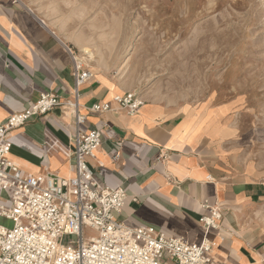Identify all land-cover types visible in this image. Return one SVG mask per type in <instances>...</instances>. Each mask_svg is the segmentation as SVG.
<instances>
[{"label":"crops","instance_id":"crops-1","mask_svg":"<svg viewBox=\"0 0 264 264\" xmlns=\"http://www.w3.org/2000/svg\"><path fill=\"white\" fill-rule=\"evenodd\" d=\"M79 56L20 0H0V120L42 91L72 99L71 69ZM87 68L92 78L78 89L83 127L102 132L89 162L95 179L125 189L119 219L199 242L203 202L219 205L222 216L207 233L216 243L214 263L264 264V174L232 166L215 116L205 106L170 108L153 100L132 115L117 108L92 111L93 103L111 101L124 88L106 67ZM73 132L69 110L55 106L10 131L9 156L26 174L72 175ZM162 264L173 261L166 257Z\"/></svg>","mask_w":264,"mask_h":264},{"label":"rangeland","instance_id":"rangeland-1","mask_svg":"<svg viewBox=\"0 0 264 264\" xmlns=\"http://www.w3.org/2000/svg\"><path fill=\"white\" fill-rule=\"evenodd\" d=\"M20 1L124 91L205 106L232 166L264 174V0Z\"/></svg>","mask_w":264,"mask_h":264},{"label":"built area","instance_id":"built-area-1","mask_svg":"<svg viewBox=\"0 0 264 264\" xmlns=\"http://www.w3.org/2000/svg\"><path fill=\"white\" fill-rule=\"evenodd\" d=\"M71 74L72 99L62 101L56 93L42 91L37 100L0 120V264H162L166 257L173 264H215L212 251L216 243L207 233L222 216L219 205L203 202L206 212L199 222L204 234L199 242L143 223L130 227L119 219L128 196L125 189L95 179L89 162L100 146L102 132L83 127L86 116L80 110L78 89L92 73L78 57L73 60ZM144 102L136 92L123 91L89 109L103 112L117 108L132 115ZM58 105L68 109L73 118V173L26 174L9 156V133ZM85 226L96 230L98 236L85 240Z\"/></svg>","mask_w":264,"mask_h":264},{"label":"bare ground","instance_id":"bare-ground-1","mask_svg":"<svg viewBox=\"0 0 264 264\" xmlns=\"http://www.w3.org/2000/svg\"><path fill=\"white\" fill-rule=\"evenodd\" d=\"M87 52H88L89 54H91L90 51L87 50ZM85 53H86V52H85ZM86 54H87V53H86ZM79 58H80V57H79ZM80 59H81V58H80ZM83 59H84V58H83Z\"/></svg>","mask_w":264,"mask_h":264}]
</instances>
